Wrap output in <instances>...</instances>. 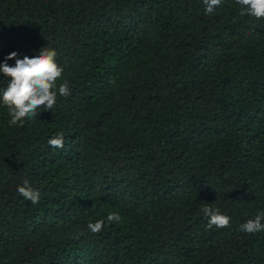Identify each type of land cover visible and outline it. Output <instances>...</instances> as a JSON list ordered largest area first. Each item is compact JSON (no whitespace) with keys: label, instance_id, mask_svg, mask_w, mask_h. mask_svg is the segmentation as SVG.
Returning <instances> with one entry per match:
<instances>
[{"label":"trees","instance_id":"obj_1","mask_svg":"<svg viewBox=\"0 0 264 264\" xmlns=\"http://www.w3.org/2000/svg\"><path fill=\"white\" fill-rule=\"evenodd\" d=\"M46 47L71 94L23 126L0 104V264H264V231L239 230L264 212V19L235 0H0V64Z\"/></svg>","mask_w":264,"mask_h":264},{"label":"clouds","instance_id":"obj_2","mask_svg":"<svg viewBox=\"0 0 264 264\" xmlns=\"http://www.w3.org/2000/svg\"><path fill=\"white\" fill-rule=\"evenodd\" d=\"M205 6V14H212L223 0H202ZM239 6V15L247 16L255 20L264 19V0H235ZM57 53L49 47L40 50L39 54L29 57L17 58L18 54L12 52L0 64V73L7 78L6 87L0 89V104L8 111L9 126H23L28 120L37 118L41 112L51 111L57 102V96L67 97L70 93L67 81L57 84L62 78L64 69L56 63ZM15 60L14 66L7 63ZM53 149H63L65 146L64 134L58 133L48 140ZM18 194L33 205L38 204L41 193L33 189L27 180L23 186L17 188ZM202 212L207 217V227L222 229L230 227V217L220 214L219 209H213L210 204H205ZM119 216L111 213L107 217L108 223L118 221ZM264 212L249 219L240 225L239 230L246 234H255L264 231ZM104 220L87 225L93 234L103 231Z\"/></svg>","mask_w":264,"mask_h":264}]
</instances>
